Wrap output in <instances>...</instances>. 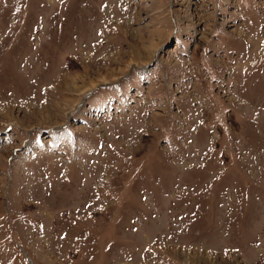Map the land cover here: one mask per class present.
Listing matches in <instances>:
<instances>
[{
	"label": "rangeland",
	"instance_id": "rangeland-1",
	"mask_svg": "<svg viewBox=\"0 0 264 264\" xmlns=\"http://www.w3.org/2000/svg\"><path fill=\"white\" fill-rule=\"evenodd\" d=\"M0 264H264V0H0Z\"/></svg>",
	"mask_w": 264,
	"mask_h": 264
},
{
	"label": "bare ground",
	"instance_id": "bare-ground-1",
	"mask_svg": "<svg viewBox=\"0 0 264 264\" xmlns=\"http://www.w3.org/2000/svg\"><path fill=\"white\" fill-rule=\"evenodd\" d=\"M71 87V86H70ZM199 259V258H198ZM205 262V261H204Z\"/></svg>",
	"mask_w": 264,
	"mask_h": 264
}]
</instances>
